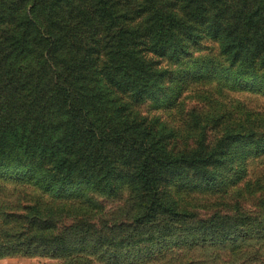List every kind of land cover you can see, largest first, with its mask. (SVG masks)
<instances>
[{"label": "trees", "instance_id": "16d2710c", "mask_svg": "<svg viewBox=\"0 0 264 264\" xmlns=\"http://www.w3.org/2000/svg\"><path fill=\"white\" fill-rule=\"evenodd\" d=\"M243 93L264 98V0H0V259L261 240L243 255L264 264V176L246 178L264 105ZM103 198L125 219L105 221ZM216 200L226 212L202 217Z\"/></svg>", "mask_w": 264, "mask_h": 264}, {"label": "rangeland", "instance_id": "374dc122", "mask_svg": "<svg viewBox=\"0 0 264 264\" xmlns=\"http://www.w3.org/2000/svg\"><path fill=\"white\" fill-rule=\"evenodd\" d=\"M243 96L247 102L254 106H263L264 98L257 95L240 94ZM187 103L190 105L192 101L187 100ZM264 157L252 161L248 170V179H256L257 177H263L264 175ZM261 196L260 193L256 195L247 196L244 199H240L242 205L250 211L257 209V204L261 199L258 197ZM2 202L6 208L18 209L19 205H23L25 202L21 201L23 199V190L19 187H14L9 180L6 183V190L2 194ZM29 198V196H28ZM47 200V197H45ZM215 201V200H214ZM100 202L104 205L105 214L104 220L108 223H115L117 221L125 219L126 216L121 214V209L125 205V199H100ZM215 205H210L209 209H199V213L202 217L208 216L213 212H226V208L219 204L216 200ZM231 203H234L231 201ZM72 222L70 218H64L60 221V226L65 227ZM258 241H248V243H253L256 247L261 244ZM241 245V241H239ZM246 247L237 249L236 254L230 251L231 248H224L222 246L214 248H203L197 247L194 249H189L185 247L178 250V248L166 249L163 248L162 252L148 257V260L144 263L137 264H259L255 260L249 262V258H245L243 253H251L253 247L249 244ZM242 251V252H239ZM0 264H68L65 259L60 258H51L41 255L36 256H24V255H12L6 256L0 259ZM98 264H108L107 262H100Z\"/></svg>", "mask_w": 264, "mask_h": 264}]
</instances>
